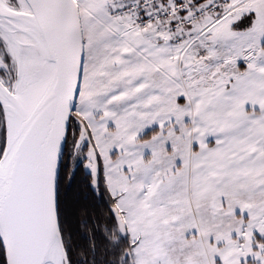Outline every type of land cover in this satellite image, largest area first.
Here are the masks:
<instances>
[{
    "label": "snow or ice",
    "instance_id": "6c2138e0",
    "mask_svg": "<svg viewBox=\"0 0 264 264\" xmlns=\"http://www.w3.org/2000/svg\"><path fill=\"white\" fill-rule=\"evenodd\" d=\"M0 264H264V0H0Z\"/></svg>",
    "mask_w": 264,
    "mask_h": 264
}]
</instances>
